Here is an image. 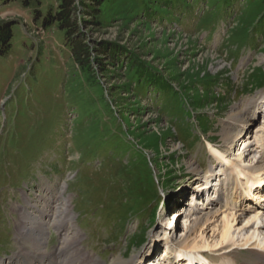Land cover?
I'll return each instance as SVG.
<instances>
[{
  "label": "rangeland",
  "instance_id": "rangeland-1",
  "mask_svg": "<svg viewBox=\"0 0 264 264\" xmlns=\"http://www.w3.org/2000/svg\"><path fill=\"white\" fill-rule=\"evenodd\" d=\"M145 1L120 0L107 33L85 30L81 44L96 50L81 55L84 65L57 27L45 28L20 2L0 3V23H17L11 49L0 54V264L24 242L19 210L27 196L36 202L63 185L85 254L147 263L152 247L153 261L168 264L160 226L173 216L163 202L173 213L176 205L195 211L186 202L195 189L189 164L216 166L207 140L224 146L230 111L264 91V0H157L163 10L134 13ZM43 2L44 10L58 7ZM101 41L117 46L108 60L95 57ZM150 71L156 79L146 78ZM258 112L247 143L231 155L244 164H256L263 149L264 104ZM223 217L204 228L212 255ZM183 222L169 234L175 241ZM59 242L52 228L47 250ZM244 249L238 264L254 261Z\"/></svg>",
  "mask_w": 264,
  "mask_h": 264
},
{
  "label": "bare ground",
  "instance_id": "bare-ground-1",
  "mask_svg": "<svg viewBox=\"0 0 264 264\" xmlns=\"http://www.w3.org/2000/svg\"><path fill=\"white\" fill-rule=\"evenodd\" d=\"M261 104H264V91L257 97L249 98L243 107L238 106L230 111L225 121L226 126L221 132L224 146L220 147L208 141L209 153L213 160L218 162L216 168H220L217 170L211 166L206 171L205 181L210 188L208 201L216 195L217 200L208 205L204 204L205 208L197 209L196 205L195 211L192 212L186 213L183 207L180 210H185V213L182 214L177 210L171 214L173 220L171 218L166 223L168 234L177 230L180 220L184 221L186 228L183 230L181 240L173 239L166 243L164 255L172 260L167 258L168 264H180V261L184 259L190 260L189 263L197 264L194 261L197 258L196 254L209 252L212 248L208 240L204 239V228L208 227L219 214H224L221 241L214 245L216 255L210 256L209 263L238 264V250L245 248L244 250H249L254 256V261L248 264H264V245L260 242L261 239L264 241V208L256 210L257 212L248 218L241 217L244 211L245 213L254 211L253 206L247 210L245 208V202L249 196L264 201L262 193L264 187L261 188V185L264 186V131L261 136L263 149L256 164H244L243 157L240 160H234L230 158L232 156L226 149L235 142L241 146L247 143L245 138L249 135L248 125L257 117ZM251 154L252 152L249 155ZM189 168L197 176L204 173L197 162L190 163ZM212 173L216 177L210 180ZM65 189L63 185L61 191L56 193L48 188L36 202L27 196L26 206L19 210L21 222L19 221L18 235L24 242L20 245V252L13 259L10 258L8 264H127L122 258H115L107 263L84 253L80 245L81 232L73 223L71 202L64 196ZM237 214L240 216L238 217ZM237 217L240 219L238 224H236ZM254 222L256 225L253 224ZM170 224L171 227H169ZM52 228L59 232L60 242L53 252H49L46 245ZM141 258L136 256L132 262L136 264ZM150 258L151 256H148V259Z\"/></svg>",
  "mask_w": 264,
  "mask_h": 264
},
{
  "label": "trees",
  "instance_id": "trees-1",
  "mask_svg": "<svg viewBox=\"0 0 264 264\" xmlns=\"http://www.w3.org/2000/svg\"><path fill=\"white\" fill-rule=\"evenodd\" d=\"M119 1L120 0H58V7L56 10H44L43 0H0V3L20 2L25 9L33 11L36 20L42 19L45 28L52 26L57 27L59 31L64 33L68 44H71L74 53L73 56L80 64L84 65L81 55L90 57L91 52L96 50L95 47L87 48V46L81 44L80 41L83 39V36L86 35L85 30L107 33V29L111 27L114 22H118V20H116V15L120 12V8L123 7V5H117ZM142 5H136L133 12L137 14H139V12L154 14L158 12V10L164 9L157 0H146L145 4ZM16 25L17 23L14 21H3L0 23L1 55L7 54L12 47V39L14 37L13 29ZM128 27V25L122 26L121 34H123L124 30ZM121 38L122 37H120L119 40H121ZM99 46L100 48L97 47L95 57L104 56L107 60V50L110 51L117 47L115 43L109 44L106 41H101ZM138 62H141L139 58ZM112 65H115V63H112L110 66ZM156 75L157 74L150 71L146 78L148 80H154L152 77ZM156 78L157 76L155 79Z\"/></svg>",
  "mask_w": 264,
  "mask_h": 264
}]
</instances>
